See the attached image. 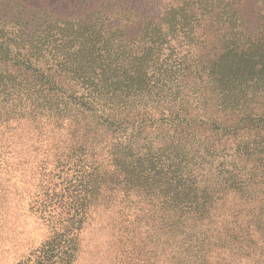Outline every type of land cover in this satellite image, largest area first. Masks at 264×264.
<instances>
[{
	"label": "trees",
	"instance_id": "trees-1",
	"mask_svg": "<svg viewBox=\"0 0 264 264\" xmlns=\"http://www.w3.org/2000/svg\"><path fill=\"white\" fill-rule=\"evenodd\" d=\"M7 18L0 19V112L9 115L6 122L28 118L53 125V135H60L45 159L33 161L42 177L64 185L62 196L50 184L41 191L43 211L56 196L66 199V226L54 233L52 245L60 240L75 247L80 231L103 210L112 213L129 247L122 262L264 264V103L246 102L249 95L264 98V37L254 53L233 59L215 81L221 110L244 115L240 123L249 129L240 136L244 126L222 129L219 118L211 119V130L227 138L219 148L197 140L202 117L191 119L177 106L172 87L161 84L166 79L150 71L152 61L134 71L125 47L107 50L97 35L81 45L73 37L64 53L69 39L7 33L14 28ZM146 37L141 44L150 55L157 41ZM161 97L173 110L162 112L157 123L167 127L168 137L153 148L144 136L145 115L148 102L160 105ZM99 128L102 144L90 139ZM46 254L39 255L41 264Z\"/></svg>",
	"mask_w": 264,
	"mask_h": 264
},
{
	"label": "rangeland",
	"instance_id": "rangeland-1",
	"mask_svg": "<svg viewBox=\"0 0 264 264\" xmlns=\"http://www.w3.org/2000/svg\"><path fill=\"white\" fill-rule=\"evenodd\" d=\"M263 10L264 0H0V19L7 15L14 27L5 29L7 33L69 39L63 44L64 53L73 37L81 39L77 43L81 45L87 43L89 35H97L106 41L107 50L125 47V58L130 59L134 71L152 61L150 71L160 72L166 79L161 84L172 87L171 98L177 99V106L191 119L202 117L197 122L204 124L195 130L197 140L219 148L227 138L211 130V119L219 118L222 129L243 127L245 121L244 115H236L231 109L221 110V97L214 92V84L233 59L251 55L262 44ZM240 14L243 30L236 22ZM235 23L236 28L229 31L227 27ZM146 33L157 41L150 55L141 44L150 39ZM229 53L231 60L223 61L221 57ZM65 78L72 80L71 76ZM165 102L162 97L160 105L151 100L146 109L144 136L153 148L168 137L167 127L157 123L163 111L173 110ZM246 102L261 105L264 98L249 95ZM7 116L0 112V264H41L43 251L47 253L46 264H133L121 261L129 247L118 236L112 213L103 210L80 231L75 247L68 248L60 240L52 245L54 233L66 226L61 225L66 199L56 196L53 205L43 211L41 191L43 185L50 184L62 196L64 185L42 177L41 165L33 161L45 159L60 135H53V125L32 123L28 118L6 122ZM248 130L244 126L240 136H246ZM90 133L91 140L102 144L103 128Z\"/></svg>",
	"mask_w": 264,
	"mask_h": 264
}]
</instances>
